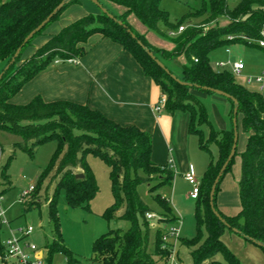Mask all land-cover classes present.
<instances>
[{"label":"trees","instance_id":"obj_1","mask_svg":"<svg viewBox=\"0 0 264 264\" xmlns=\"http://www.w3.org/2000/svg\"><path fill=\"white\" fill-rule=\"evenodd\" d=\"M62 1L64 0H7L0 3V63L7 66L24 39ZM97 1L114 19L99 9L97 14L82 16L51 35L33 54L22 60L24 52L68 7L81 3V0H72L22 46L20 55L0 79V132L12 133L21 138L20 142L12 144L13 151L20 149L33 156L42 144L50 140H57L59 143V150L40 176V180L48 177L56 180L53 198L48 200L53 240L45 245V264H50L54 253L63 254L68 263L73 260V254L65 247L61 238L55 197L63 189L68 206L88 208L89 202L98 192L95 178L85 162V155L88 153L102 158L110 171L114 202L105 210L103 217L108 221L122 219L130 225L126 232L111 229L94 242L91 260L95 264H156L154 257L168 262L170 251L164 247L162 236L165 228L179 222L171 200L158 193L163 187H171L175 173L168 163L157 165L152 161V137L149 133L135 126H122L83 104L68 101L45 102L39 96L24 105L11 103V99L25 84L56 60L75 61L83 57V45L93 35H101L128 52L145 75L167 94V111L171 114L176 111L189 114L188 131L198 137L199 146L205 150H209L211 145L216 147L217 159L210 158L195 200L196 235L190 240L179 239L178 242L190 250L193 264H222L218 257L226 264H242L226 248L221 237L225 230L237 229L244 236L264 245V94L237 84L231 71H214L209 64L208 53L221 45H255L253 42L261 38L264 29V0H237L233 8L229 7L228 0H205L200 9L190 11L175 23L170 22L168 13L160 8L161 0ZM107 5L115 7L118 13H114ZM130 15L147 31L174 36L172 52L153 48L145 35L137 33L130 26L127 21ZM197 18L203 20L190 25V20ZM117 21L123 25H119ZM221 21H226L227 25L221 26ZM161 25L165 27V33L160 30ZM182 26L185 27L184 31L178 33ZM127 30L136 38L133 39ZM138 41L161 63L175 55H184L186 63L182 67L181 81L198 87L182 85L173 80L148 56ZM199 87L222 91L237 101V130L241 119L247 136L246 148L240 155V211L234 216H226L217 206L220 184L230 171L234 158L221 178L214 197L215 209L228 227L212 213L209 193L231 151L233 124L230 131L212 129L203 106L191 91L211 92ZM229 101L232 104L233 120L234 104ZM203 127L209 128L206 138L202 132ZM4 152L5 149L0 144V198L11 188L7 168L14 157L12 153L1 163ZM77 174H82L83 178L76 179ZM143 184H152L149 196L160 209L155 220L165 226L164 229L155 230L152 254L148 253L152 220L147 218V214L156 213L140 195L139 187ZM37 187L39 190V184L35 186ZM30 195L28 203L39 206L40 201ZM120 211L122 213L118 216ZM3 225L4 221L0 217V254L5 250L1 239Z\"/></svg>","mask_w":264,"mask_h":264},{"label":"rangeland","instance_id":"obj_2","mask_svg":"<svg viewBox=\"0 0 264 264\" xmlns=\"http://www.w3.org/2000/svg\"><path fill=\"white\" fill-rule=\"evenodd\" d=\"M203 1L205 0H161L160 8L168 13L169 21L175 23L190 11L200 9ZM81 2L94 5L88 0H81ZM236 2L237 0H228L229 7L233 8ZM75 5L77 4H73V6ZM107 7L113 10L114 13H118V10L112 5H107ZM202 20L201 18L190 20V25L198 24ZM127 21L137 33L146 36L148 43L153 48L169 53L174 49V36L147 31L133 15H130ZM220 25L226 26L227 22L221 21ZM160 30L164 33L166 31L163 25L160 26ZM208 61L211 68L216 72H230L231 68L228 63L242 61L245 68L240 75L234 76L235 82L250 91H259L260 86L258 84H248L247 80L264 72L263 49L255 45L251 46L243 43L221 45L208 53ZM185 63L186 58L182 54L175 55L169 60H162V64L172 73V76L180 81L182 78V67ZM220 63H224L227 66L220 68L218 66ZM5 67L4 63H0V74ZM191 92L203 106L206 117L210 121L213 130L230 131L232 129V104L228 99L203 91L195 90ZM162 98L167 101L168 96L160 88L156 104ZM160 115L165 116L163 128L167 133V135L164 134L167 136V142L169 143L167 149L170 150V154L169 157H165V152L168 150L164 148V144H160V141H155V151L161 159H167V163H169L175 175L171 187H163L158 190V193L171 200L172 207L179 216V222L176 226L178 229V237L176 241H172L173 243L176 242V244L167 246L170 255L175 254L173 261L171 260L170 263L193 264L190 250L181 246L178 242L179 239L190 240L196 235L194 202L189 199V194L192 192L193 187L186 180V175L192 169L193 175L198 180H201L210 158L217 159L218 153L214 145H211L209 150L201 148L198 137L195 134L189 133L188 113L176 111L171 114L167 111V107L164 106ZM202 132L206 138L209 134V128L203 127ZM20 141L21 138L15 136V134L0 132V144L5 149L1 163H4L9 155L14 154L7 168L11 188L4 192L0 201V207L4 217L1 239L4 242L10 238L11 233L9 228L12 231H18L30 226L33 233L24 238L22 244L28 243L36 246L39 251H45L46 243H51L53 240L52 228L49 223L48 200L53 198L56 180L51 177L40 180V176L49 167L52 158L59 150V143L57 140H50L42 144L35 151L34 155L31 156L20 149L13 151L12 144ZM246 144L247 136L243 131L240 119L238 121L236 153L231 169L224 176L220 187L224 183L228 184L229 187H234L233 184L238 187L240 155L245 150ZM85 162L95 178L98 192L95 198L89 202L88 208L68 206L65 191L60 189L57 192L55 207L61 238L65 247L73 254V260L68 263L63 254L54 253L50 259V264H95L91 260L94 242L111 229L126 232L130 227L129 223L125 220L117 219L108 221L103 217L105 210L114 202L110 171L106 162L102 158L90 153L85 155ZM38 184L40 186L39 190L37 187L31 194L41 204L39 206L30 205L28 202L31 199V195L23 198V192L30 185L37 186ZM151 186L152 184H143L139 187V192L142 199L154 210L157 216L160 209L149 196ZM25 202L28 204H25ZM121 213V211L118 212V216ZM164 227L163 223L158 224L156 220H152L148 253L152 254L154 252L155 230L157 228L164 229ZM221 239L226 248L242 264H264V249L248 241L243 235L225 230ZM154 260L157 262L156 264H167V262L159 261V257H154ZM218 260L222 264H226L222 258L218 257Z\"/></svg>","mask_w":264,"mask_h":264},{"label":"crops","instance_id":"obj_3","mask_svg":"<svg viewBox=\"0 0 264 264\" xmlns=\"http://www.w3.org/2000/svg\"><path fill=\"white\" fill-rule=\"evenodd\" d=\"M5 1L7 0H0V3ZM98 12V8L90 3L71 5L36 39L37 42L35 40L32 43L24 52L22 60L33 54L62 27L82 16ZM83 47V57L75 61L56 60L25 84L11 99V103L24 105L39 96L45 102L68 101L87 105L122 126H135L149 133L152 137V161L157 165L167 164V159H161L155 151V141L164 144L165 149L169 145L163 128L165 116L160 115L163 110L155 111L159 86L145 75L128 52L111 40L93 35ZM167 150L166 158L170 154V150ZM233 185L234 187H229L224 183L217 196V206L226 216H234L240 211L238 187ZM193 202L195 205L194 200ZM174 212L179 218L175 210ZM9 230L12 231L11 228ZM26 252L31 254L29 249Z\"/></svg>","mask_w":264,"mask_h":264},{"label":"built area","instance_id":"obj_4","mask_svg":"<svg viewBox=\"0 0 264 264\" xmlns=\"http://www.w3.org/2000/svg\"><path fill=\"white\" fill-rule=\"evenodd\" d=\"M185 27H180L178 30V33L183 32ZM229 39H232V37H229ZM253 44H255L258 48L264 50V29L261 32V38L254 41ZM197 62V60H195ZM231 68V73L234 76H238L241 74V72L244 70V64L242 61H235L233 63H228ZM220 68H225L227 65L224 63H220L218 65ZM248 84L256 83L258 84L259 91L260 93L264 94V72L260 73L259 75L255 77H251L247 80ZM165 99L162 98L161 100L158 101L157 106L155 107L156 112H160L163 110L165 106ZM169 165V163H168ZM171 168V166L169 165ZM186 180L188 183L193 187L192 192L190 193V198L192 200H196L199 194V189H200V183L201 180H198L190 171L186 175ZM35 189L34 185H30L24 192H23V198L29 196ZM1 200V198H0ZM0 217L4 221L3 217V211L1 210L0 207ZM147 218L150 220H155L156 215L155 214H147ZM177 225L169 226L168 228L164 229V235L162 236V240L165 243L164 247H167L168 245H175L177 237H178V229L176 228ZM10 238H8L6 241L3 242V245L5 247V250L3 254H0V264H45V258H46V253L45 251H39L36 246L27 244L24 245L22 244V240L28 236H30L33 233V230L30 226H28L25 229L18 230L17 232H11ZM26 249H29L31 251V254H28L26 252ZM32 255V256H31ZM175 254H171L169 256V260L167 264H172L170 261H173ZM32 257V258H31Z\"/></svg>","mask_w":264,"mask_h":264},{"label":"water","instance_id":"obj_5","mask_svg":"<svg viewBox=\"0 0 264 264\" xmlns=\"http://www.w3.org/2000/svg\"><path fill=\"white\" fill-rule=\"evenodd\" d=\"M72 0H64L62 1L54 10L53 12L38 26L36 27L25 39H24V42L22 44V46H24L27 42H29L36 33H38L39 31H41L45 25H47L49 23V21L51 20V18L53 16H55L59 11H61L66 5H68ZM90 1L91 3H93L102 13L106 14L109 18L111 19H114L113 15L110 14L108 12V10L103 7L102 4H100L97 0H88ZM119 25H123L122 22L120 21H117ZM128 33H130L131 37L133 39L136 38V36L131 33L130 30H127ZM138 44L144 49V51L148 54V56L156 62V64L161 68L163 69L168 75L171 76V78L173 80H175L176 82H178L179 84H182V85H186V86H194V87H198V86H195V85H192V84H188V83H185V82H182L178 79H176L174 76H172V74L170 73V71L155 57V55L150 52V50H148L140 41H138ZM22 46L20 48L17 49V51L15 52L14 56L12 57L11 61L8 63V65L5 67V69L2 71V73L0 74V79L3 77L4 73L9 69V67L15 62L16 58L20 55L21 53V50H22ZM201 88L202 90L204 91H208V92H211L213 94H216L218 96H222L228 100H231L234 104V110H233V120H232V124H233V133H234V139H233V145H232V148H231V151L225 161V163L222 165L219 173L217 174L212 186H211V190H210V193H209V205H210V209L212 211V213L214 214V216L219 219L221 221L222 224H224L226 227H228L226 221L220 216V214L216 211L215 209V206H214V197H215V193H216V189H217V186L221 180V178L223 177L228 165L230 164V162L232 161V159L234 158L235 156V153H236V149H237V143H238V130H237V112H238V103L237 101L232 98L231 96H229L228 94L222 92V91H219V90H215V89H211V88H207V87H199ZM76 179H82L83 178V175L82 174H77L76 176ZM234 233H238V234H241L243 235L240 231H238L237 229H233L232 230ZM244 236V235H243ZM248 241H251L253 242L254 244L258 245L259 247H264V245L256 240H253L249 237H246L244 236Z\"/></svg>","mask_w":264,"mask_h":264}]
</instances>
